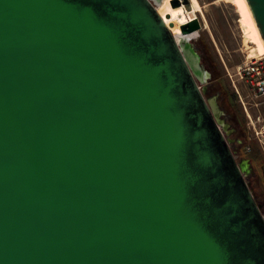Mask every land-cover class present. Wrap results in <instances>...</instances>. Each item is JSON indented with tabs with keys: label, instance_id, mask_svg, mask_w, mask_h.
<instances>
[{
	"label": "water",
	"instance_id": "water-1",
	"mask_svg": "<svg viewBox=\"0 0 264 264\" xmlns=\"http://www.w3.org/2000/svg\"><path fill=\"white\" fill-rule=\"evenodd\" d=\"M162 1L0 0V264H264L201 24Z\"/></svg>",
	"mask_w": 264,
	"mask_h": 264
},
{
	"label": "rangeland",
	"instance_id": "rangeland-1",
	"mask_svg": "<svg viewBox=\"0 0 264 264\" xmlns=\"http://www.w3.org/2000/svg\"><path fill=\"white\" fill-rule=\"evenodd\" d=\"M169 1L161 11L164 16L169 14L168 19L164 18L167 25L174 24L172 31L180 35L179 25L192 19H198L201 24V29L192 43L201 57L204 69L209 74L202 87L205 89L206 98L218 95L216 99L223 117L227 119L230 129H235V133L228 140L235 144V140L241 139L242 143L238 149L236 145L230 144V146L239 161H242L238 152L246 153L252 143L258 147L252 138V126H258L264 120V106L261 99L253 96L239 73V67L247 62L248 57L258 59L260 54L242 4L240 0H196L199 10L195 2L188 0V3L184 4L180 0L179 8L184 11L185 17H178L175 10L170 7ZM160 5L157 4L158 10ZM257 116L260 117L261 122L255 121ZM250 165L256 172L255 176L259 172L263 174L262 177L258 176L257 179L250 180L258 202L263 203L264 172L259 170L254 162H250ZM255 194L253 193L254 196ZM262 210L264 215V205Z\"/></svg>",
	"mask_w": 264,
	"mask_h": 264
},
{
	"label": "built area",
	"instance_id": "built-area-1",
	"mask_svg": "<svg viewBox=\"0 0 264 264\" xmlns=\"http://www.w3.org/2000/svg\"><path fill=\"white\" fill-rule=\"evenodd\" d=\"M239 73L245 84L252 91L253 96L261 99L264 106V59L245 62L239 67ZM255 121L261 122L260 117L257 116ZM252 128V138L258 145L264 161V120L262 121V124L252 126ZM247 151H249V147L247 148Z\"/></svg>",
	"mask_w": 264,
	"mask_h": 264
},
{
	"label": "bare ground",
	"instance_id": "bare-ground-1",
	"mask_svg": "<svg viewBox=\"0 0 264 264\" xmlns=\"http://www.w3.org/2000/svg\"><path fill=\"white\" fill-rule=\"evenodd\" d=\"M191 1L195 2V6L200 10V7H199L198 3L196 2V0H191ZM240 2H241V4H242V7H243V9H244V11H245V14H246V16H247V19H248V22H249V26H250L251 31H252V37L254 38V40H255V42H256V45H257V47H258V49H259V52H260L258 59H257L256 57H255V58L252 57V59H250V58L248 57V58H247V61L264 59V44H263V42H262V40H261V37H260V35H259V33H258V30H257V28H256V25H255V23H254V21H253L251 15H250V12H249V9H248V7H247V5H246V3H245V0H240ZM167 3H168V0H163V1L160 3V4H161V5H160V10H158V8H157L159 14L161 15V17L163 18V20H164L165 23H166L167 21H166V19L164 18L165 16L162 14V11H161V10L163 9V6L166 5ZM169 5H170V3H169ZM170 7H171V6H170ZM172 9L175 10V12H176V14H177L178 17H185V13H184V11H183L181 8H172ZM167 19H168V18H167ZM166 25H167V23H166ZM172 32L174 33V35H175L176 37L178 36V34H177L176 31H172Z\"/></svg>",
	"mask_w": 264,
	"mask_h": 264
},
{
	"label": "flooded vegetation",
	"instance_id": "flooded-vegetation-1",
	"mask_svg": "<svg viewBox=\"0 0 264 264\" xmlns=\"http://www.w3.org/2000/svg\"><path fill=\"white\" fill-rule=\"evenodd\" d=\"M217 96H218V95H216V96L214 95V96L211 97V98H215V99H216ZM216 102H217V99H216ZM219 120H220V122L223 124L222 126H223L224 129H225L226 136L228 137V139H230L229 137L233 136V134L235 133V129H234V128H233V129H230L231 127H230V125L227 123V121H226L227 119H225V118L223 117V115L219 116ZM235 141H236L235 144H232L231 141H229V142H230V144H232V145H236V146H237L236 149H238V148H239L238 146L242 143V142H241V139H238V140H235ZM248 152H250V148H249V151H246V153H248ZM240 160H242V161H241L242 164H245V166H244V170H243V173H244V176H245L246 182L248 183L250 189L252 190V193L255 194V191H253V189H252V184H251V181H250V180H251V179H252V180H253V179H257L258 176H255V171H253V168L251 167L249 161H247L246 159H243V158H241ZM254 198H255L256 202L260 205V209H261V211H262V213H263L262 206L264 205V202H263V203H259L258 200H257V195H256V194H255Z\"/></svg>",
	"mask_w": 264,
	"mask_h": 264
},
{
	"label": "trees",
	"instance_id": "trees-1",
	"mask_svg": "<svg viewBox=\"0 0 264 264\" xmlns=\"http://www.w3.org/2000/svg\"><path fill=\"white\" fill-rule=\"evenodd\" d=\"M238 153H240V156L246 159L247 161L252 162V163L254 162V165L256 167H259L260 168L259 170L264 172V161L261 156L260 149H258V147H256L254 143H252L250 146V152L242 154V151H241ZM256 175L259 177H262L263 174L259 172Z\"/></svg>",
	"mask_w": 264,
	"mask_h": 264
}]
</instances>
